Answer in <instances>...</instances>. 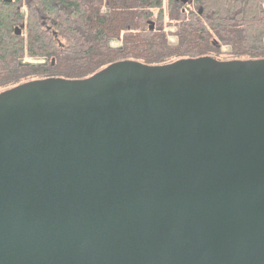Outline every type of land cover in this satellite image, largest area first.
<instances>
[{
    "label": "water",
    "instance_id": "1",
    "mask_svg": "<svg viewBox=\"0 0 264 264\" xmlns=\"http://www.w3.org/2000/svg\"><path fill=\"white\" fill-rule=\"evenodd\" d=\"M0 264H264V60L0 92Z\"/></svg>",
    "mask_w": 264,
    "mask_h": 264
},
{
    "label": "trees",
    "instance_id": "2",
    "mask_svg": "<svg viewBox=\"0 0 264 264\" xmlns=\"http://www.w3.org/2000/svg\"><path fill=\"white\" fill-rule=\"evenodd\" d=\"M198 57L264 60V0H0V92L82 80L119 61Z\"/></svg>",
    "mask_w": 264,
    "mask_h": 264
},
{
    "label": "rangeland",
    "instance_id": "3",
    "mask_svg": "<svg viewBox=\"0 0 264 264\" xmlns=\"http://www.w3.org/2000/svg\"><path fill=\"white\" fill-rule=\"evenodd\" d=\"M172 30H173V29H170V31H172ZM168 31H169V30H168ZM168 42H169L170 44H174V43H175V40H174V38L169 37V38H168ZM112 45H113V46H116L117 44H116V43H112ZM22 62L25 63V64H42V63H45V61H43V60L29 59V58H25V59H23Z\"/></svg>",
    "mask_w": 264,
    "mask_h": 264
}]
</instances>
